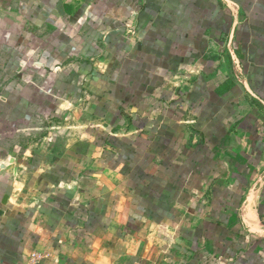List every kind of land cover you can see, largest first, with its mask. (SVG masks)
<instances>
[{
    "label": "crops",
    "instance_id": "obj_1",
    "mask_svg": "<svg viewBox=\"0 0 264 264\" xmlns=\"http://www.w3.org/2000/svg\"><path fill=\"white\" fill-rule=\"evenodd\" d=\"M0 264H264V0H0Z\"/></svg>",
    "mask_w": 264,
    "mask_h": 264
},
{
    "label": "built area",
    "instance_id": "obj_2",
    "mask_svg": "<svg viewBox=\"0 0 264 264\" xmlns=\"http://www.w3.org/2000/svg\"><path fill=\"white\" fill-rule=\"evenodd\" d=\"M237 11H238V9L235 7V10H234V12H235V13H237ZM32 257H33V258H35V257H36V255H35V254H32Z\"/></svg>",
    "mask_w": 264,
    "mask_h": 264
}]
</instances>
